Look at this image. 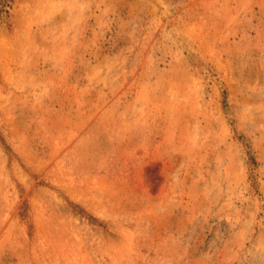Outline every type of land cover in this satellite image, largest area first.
Segmentation results:
<instances>
[{
	"label": "rangeland",
	"instance_id": "1",
	"mask_svg": "<svg viewBox=\"0 0 264 264\" xmlns=\"http://www.w3.org/2000/svg\"><path fill=\"white\" fill-rule=\"evenodd\" d=\"M0 264H264V0H0Z\"/></svg>",
	"mask_w": 264,
	"mask_h": 264
}]
</instances>
